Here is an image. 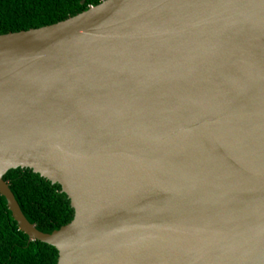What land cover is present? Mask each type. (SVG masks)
<instances>
[{
  "label": "water",
  "instance_id": "1",
  "mask_svg": "<svg viewBox=\"0 0 264 264\" xmlns=\"http://www.w3.org/2000/svg\"><path fill=\"white\" fill-rule=\"evenodd\" d=\"M16 168L72 220L31 223ZM0 194L56 264H264V0H102L0 34Z\"/></svg>",
  "mask_w": 264,
  "mask_h": 264
},
{
  "label": "trees",
  "instance_id": "2",
  "mask_svg": "<svg viewBox=\"0 0 264 264\" xmlns=\"http://www.w3.org/2000/svg\"><path fill=\"white\" fill-rule=\"evenodd\" d=\"M102 0H0V34L50 25L64 20ZM27 219L43 232H52L70 222L74 209L59 184L29 168L10 169L3 176ZM58 251L52 245L30 240L19 229L7 200L0 194V264H56Z\"/></svg>",
  "mask_w": 264,
  "mask_h": 264
}]
</instances>
